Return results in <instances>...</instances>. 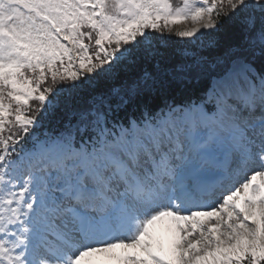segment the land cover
<instances>
[{
	"label": "snow or ice",
	"instance_id": "obj_1",
	"mask_svg": "<svg viewBox=\"0 0 264 264\" xmlns=\"http://www.w3.org/2000/svg\"><path fill=\"white\" fill-rule=\"evenodd\" d=\"M0 264H264V0H0Z\"/></svg>",
	"mask_w": 264,
	"mask_h": 264
},
{
	"label": "trees",
	"instance_id": "obj_2",
	"mask_svg": "<svg viewBox=\"0 0 264 264\" xmlns=\"http://www.w3.org/2000/svg\"><path fill=\"white\" fill-rule=\"evenodd\" d=\"M171 39H176V38L173 37V38H171Z\"/></svg>",
	"mask_w": 264,
	"mask_h": 264
},
{
	"label": "rangeland",
	"instance_id": "obj_3",
	"mask_svg": "<svg viewBox=\"0 0 264 264\" xmlns=\"http://www.w3.org/2000/svg\"><path fill=\"white\" fill-rule=\"evenodd\" d=\"M174 37V36H173ZM173 37H171V38H173ZM174 38H176V37H174Z\"/></svg>",
	"mask_w": 264,
	"mask_h": 264
}]
</instances>
